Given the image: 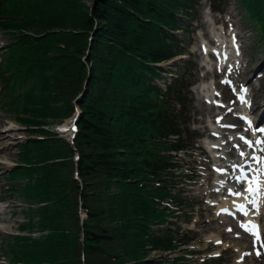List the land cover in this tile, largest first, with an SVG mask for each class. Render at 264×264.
Masks as SVG:
<instances>
[{
  "label": "trees",
  "instance_id": "16d2710c",
  "mask_svg": "<svg viewBox=\"0 0 264 264\" xmlns=\"http://www.w3.org/2000/svg\"><path fill=\"white\" fill-rule=\"evenodd\" d=\"M90 1L0 0V29L13 40L0 84L6 92L27 83L11 105L29 115L16 121L35 137L7 178L12 197L28 202L21 229L43 233L7 236L2 256L12 264H155L150 252L182 245L171 227L154 228L173 225L161 201L177 197L168 190L177 167L170 153L189 147L188 79L165 81L167 90L157 80L159 64L188 52L179 34L189 35L197 0ZM240 3L264 33V0ZM78 108L74 147L52 129Z\"/></svg>",
  "mask_w": 264,
  "mask_h": 264
},
{
  "label": "rangeland",
  "instance_id": "374dc122",
  "mask_svg": "<svg viewBox=\"0 0 264 264\" xmlns=\"http://www.w3.org/2000/svg\"><path fill=\"white\" fill-rule=\"evenodd\" d=\"M86 1L91 6V1ZM213 2L216 3L214 5L220 10L219 12L212 8ZM8 3H13V0H8ZM189 22L192 24L191 33L189 35L180 33L179 35L185 47L189 48L191 53L189 59L195 65L194 69L192 67V71H188L191 79L195 81L194 86L198 83L212 85L215 78L216 83L219 84L225 74L221 67L222 64H226L224 69H226L227 64L236 66L234 72L239 81L235 79H232V81L235 80L244 85L247 90L246 99L248 105H250L247 108L251 113L252 121H256L259 112L263 111L264 108L263 30L261 31L258 24L253 22L246 8L241 7L240 0H198L195 18L189 20ZM208 28H210V31ZM212 29L218 36L217 38H214L211 32ZM200 32H202L201 35ZM235 33L238 45L236 51H229L230 54L224 59L215 53H211L212 50L219 49L221 45L217 42V39L222 40L225 43L224 45L231 46L233 44L232 34ZM11 42V38L0 29V60L5 48ZM204 42L212 47L209 55L202 52L201 45ZM183 62L184 60H178L174 63L169 61L164 64L167 71L176 73H164L166 80L171 81L175 75L178 76L180 72H186L188 68L190 69V64ZM177 66L182 68L177 70ZM214 76L216 77L214 78ZM160 83L164 86V82ZM224 86L226 85L220 84L221 88ZM27 87L28 85L25 83L22 87H15L14 91L7 90L4 92L3 85H0V248L8 235L20 234L22 236H34L35 238L43 236V233L38 230L21 229L22 224H28L30 221L28 202L25 200L23 193L17 192L15 196L10 197L13 194L10 187L14 185V182L5 178L6 173L19 161L20 147L27 144V141L33 137L25 125L16 121L18 116L24 117L26 115V117H29V115L20 111L16 112L14 109L17 107L11 105V94L24 95ZM226 87V98H234L235 101L233 106L226 112L225 118H227V121L223 124L225 125L226 122H231L234 119V122L242 127L243 121L235 117L236 107H240L242 104L238 103L236 90H233L232 86ZM207 91L202 93L193 90L192 87L190 88L189 114L185 125L190 132L184 138L188 137L189 140V135L193 136L194 145H192L193 149L189 151L190 154L187 155L182 152L176 155L180 167L175 169L177 177L170 185L169 190H172L175 194L182 193V196L173 202L172 200L166 202L167 205L171 203L170 207L174 210L181 209L180 212L176 213L180 217L172 223H176L181 229V235L190 232L189 237L194 238V240L190 241V244L182 246L176 253L150 252L149 258L155 264H163L162 261H167L168 264H183L182 262H172L177 257H185L187 259L185 264H206L208 261L209 264H216L211 261L215 259L214 257L219 259L218 263L221 264H254L249 261V257H244L251 253L250 247L248 248L250 242H245L244 239L236 237L239 234L230 232L229 227L231 224L229 222L231 220L228 218L225 220L219 219L220 217L216 215L215 206L211 204L212 200L222 202L223 199L230 198L226 194L223 196L211 194L217 179L215 166L221 164V162L226 164L228 158L239 159L241 155L240 151L233 147L227 155L223 154L224 156L220 158L219 162L215 159V153L209 148L211 139L208 137L211 134H209L208 125L211 128L212 121L210 119L215 112L216 114L219 113V109L214 106V101L209 100L208 97L212 93L209 89ZM232 91L234 95H232ZM75 103L77 104L79 101L77 100ZM206 108L207 110H204ZM213 108H215V111H212V114L209 113L208 110ZM215 121L217 122V119ZM58 124L61 123H56L54 128ZM228 132L229 130L225 128L226 137H228ZM248 150L251 151V148L248 147ZM18 180L22 184L28 181L23 177ZM16 186H18L17 183ZM182 199H189L191 204L182 202ZM257 215L264 229V203ZM189 217L191 219L188 220ZM158 229L157 227L155 230ZM218 237L221 238L223 243H218L216 239ZM245 243L247 246H244ZM2 253L3 250H0V254ZM0 264H10V262L8 259L2 258Z\"/></svg>",
  "mask_w": 264,
  "mask_h": 264
},
{
  "label": "bare ground",
  "instance_id": "6f19581e",
  "mask_svg": "<svg viewBox=\"0 0 264 264\" xmlns=\"http://www.w3.org/2000/svg\"><path fill=\"white\" fill-rule=\"evenodd\" d=\"M211 32H212L214 38L218 37L214 33L213 29H212ZM217 42L221 43V45L219 46V49H217V50L221 51V53H219V54L223 58L227 54V52H228V54H230L229 51H236L237 50V49L234 48V47L237 48V45L235 44L234 37H233V44L231 46L224 45L225 43L222 40H220V39H217ZM203 48L205 49L207 55H209L210 54V50H212V47L204 42L203 43ZM182 57H187V56L183 55ZM203 86L204 87H209L208 84H204ZM211 88L212 89L210 90V92L212 93V95L210 97H208V98H211L213 96V99L217 103L224 102L222 97L224 98V95H225L226 92L223 91V90H220V88L218 87L217 84H215V86L212 84ZM238 90L240 91V93L237 94V96L240 99V101H241V97H243V99L246 101V96L242 93L241 88H238ZM217 91H219V92H217ZM206 92H208V91H206ZM217 93H219V95ZM244 104H247V103H242V105H244ZM204 110H207V108L204 109ZM208 111H209V113H212V111H214V109H210ZM247 111H248V109L241 111L243 115L245 114L244 117L247 116L246 115ZM263 128H264V125H263L262 129ZM254 134L256 136L258 135V141H264V133L260 134L258 131H254ZM244 137H246V136H244ZM248 137L249 136L247 135V140H248ZM259 146L263 147L264 144H259ZM263 154H264V152L262 151V155ZM259 155H260V152L256 151V153L253 155V157H256V158L259 159V157H258ZM252 160L253 159H251L250 156L246 157V159L243 160L244 162L247 161L246 166H245L244 169L238 170L237 173H238L239 176H237V178H236V180L234 182L232 181L233 180V176L232 175H229V177L227 178L226 181L222 180L221 178L220 179L218 178L216 180V184L217 185L218 184L221 185L223 182L228 183V184L232 183V184H230L229 188H227V190L229 191L230 194H235L236 196L235 197L233 196L231 198L223 199L221 203H218V201H215V202L218 204L217 205V209H218V212H220V214L229 215V216L232 215L233 216V217L230 216L231 218H233V221H234L233 229L235 228V230H236V229H238L239 226L241 227L242 225H247L249 223H254V224L259 226V235H262L264 232H263V230L261 228L260 223H258V221L256 219L257 217H255V214L257 213V210L251 208V206L253 205L251 203V200L253 199V197L250 196L247 191H245V188L248 186V184L251 181H253L255 179H259V181H260V192H259L258 196L255 197V199L258 202L259 211H261L260 208H261V205H262V201L264 199L263 198V196H264V177L262 178V174L260 173V171H261V169L259 168V163L261 162L260 159H259V162H257V163L253 162ZM241 164H243V163H241ZM241 164L239 165L240 169L243 167V165H241ZM246 168H250V169L247 170ZM237 169H238V166H237ZM221 171L225 172L224 170H221ZM247 173H250V174L247 175V178H243L244 175L247 174ZM225 192H226V190L224 189V190H221V191H219L217 193L218 194H223ZM237 193H240V195H237ZM242 208L246 209L247 215L244 214L245 212H241ZM223 217L224 216H222L221 219ZM242 233H244L242 235H243V237H244V239L246 241H249L251 239V235L249 233H247L245 231H242ZM254 238H255V240H257L256 237H254ZM216 239H217V241H221L220 237H218ZM259 239L264 242L263 237L260 236ZM244 245H246V243ZM257 248L259 249L260 246L258 245ZM257 253H260V249L257 251ZM246 258H248V257H246ZM249 258H250L249 261L251 263L264 264V258L260 259V258H258L257 256H255L253 254H249Z\"/></svg>",
  "mask_w": 264,
  "mask_h": 264
},
{
  "label": "snow or ice",
  "instance_id": "6c2138e0",
  "mask_svg": "<svg viewBox=\"0 0 264 264\" xmlns=\"http://www.w3.org/2000/svg\"><path fill=\"white\" fill-rule=\"evenodd\" d=\"M242 91L246 93L247 90L246 89H242ZM241 102L242 103H247V101H245L243 99V97H241ZM248 124H249V128H251L252 125H251V122L250 121H248ZM258 131L264 132V129H258ZM241 139L244 140V143L247 144L248 147H252V144L248 140H246L243 137ZM256 143H258V144H264V141H257ZM240 155L243 157L246 154L243 151H241ZM251 159L258 160V158H256V157H252ZM245 191H247L248 194L253 197V199L251 200V203L254 206H256V210L258 212L259 211V207H258V202L255 199V197L258 196V194L260 192V181H259V179H255V180L251 181L248 184V186L245 188ZM237 195H240V193H237ZM244 214L247 215L246 212ZM242 227H243V230L245 232H247L250 235L256 237V239H259L260 238V235H259V226L258 225L254 224V223H249L247 225H242ZM229 231H231V229H229Z\"/></svg>",
  "mask_w": 264,
  "mask_h": 264
}]
</instances>
